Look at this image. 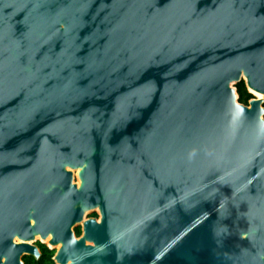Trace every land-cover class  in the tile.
<instances>
[{"label": "water", "instance_id": "water-1", "mask_svg": "<svg viewBox=\"0 0 264 264\" xmlns=\"http://www.w3.org/2000/svg\"><path fill=\"white\" fill-rule=\"evenodd\" d=\"M242 80L264 94V0H0V264L36 233L58 264H264Z\"/></svg>", "mask_w": 264, "mask_h": 264}, {"label": "trees", "instance_id": "trees-1", "mask_svg": "<svg viewBox=\"0 0 264 264\" xmlns=\"http://www.w3.org/2000/svg\"><path fill=\"white\" fill-rule=\"evenodd\" d=\"M236 90L238 93V99L240 103H243L245 105H249V102L251 99H253L255 96L253 93H251L247 87V84L244 80L237 83ZM76 234L79 236L81 234L80 228L76 229ZM42 249V255L39 259H36L33 256H26L24 258L26 264H56L54 260L55 256V249L49 248L46 244H41Z\"/></svg>", "mask_w": 264, "mask_h": 264}, {"label": "bare ground", "instance_id": "bare-ground-1", "mask_svg": "<svg viewBox=\"0 0 264 264\" xmlns=\"http://www.w3.org/2000/svg\"><path fill=\"white\" fill-rule=\"evenodd\" d=\"M251 92H253V94H255V97H256V98H264V94H262V93H259V92L255 91V90H251ZM67 169L73 171V169L70 168V167H67ZM80 170H81V169H77V171H74V176L78 178V181H75V183H76L79 187H80L81 184H82V180H81L80 175H79V174H80ZM96 209H99V207H96ZM89 210H91V209H85V215L88 213ZM87 218H88V217H86V218L84 217V220H86ZM101 218H102V217H101ZM101 218L98 219L99 222L101 221ZM33 222H34V221H33ZM38 236L41 237V238H43L39 233H36L34 239H32V240H35ZM52 237H53V235L50 234L49 236H47L46 238H43V239L48 240L49 245L53 247V245L51 244ZM32 240H29V241H32ZM87 243L90 244L91 242H90V241H87ZM55 246H56L57 248L60 249V248L62 247V243H59V244H57V245H55Z\"/></svg>", "mask_w": 264, "mask_h": 264}, {"label": "flooded vegetation", "instance_id": "flooded-vegetation-1", "mask_svg": "<svg viewBox=\"0 0 264 264\" xmlns=\"http://www.w3.org/2000/svg\"><path fill=\"white\" fill-rule=\"evenodd\" d=\"M96 210V209H95ZM94 210V211H95ZM98 220V219H97ZM82 228H80L79 226H78V228H80V230H81V234L79 235V236H82L83 235V225H80ZM75 234H76V231H75ZM76 236H78L77 234H76ZM13 241H14V243H16V244H19V243H22L24 240L23 239H21V238H19V237H14V239H13ZM27 242H29V243H33L34 245H36L38 248H39V250H40V252H41V255H42V249H41V244H48L49 245V243H48V240H46V239H43V238H41V237H37L35 240H32V241H27ZM47 245V246H48ZM50 246V245H49ZM56 247V246H55ZM51 249H55V248H52L51 247ZM56 251V250H55ZM56 254H57V251H56V253H55V256H54V260H55V257H56ZM26 256H33V257H35L34 255H29V254H27V255H24L23 256V261H24V263L26 264V262H25V260H24V258L26 257ZM41 257V256H40ZM36 258V257H35ZM36 259H39V258H36ZM55 262H56V264H57V261L55 260Z\"/></svg>", "mask_w": 264, "mask_h": 264}, {"label": "rangeland", "instance_id": "rangeland-1", "mask_svg": "<svg viewBox=\"0 0 264 264\" xmlns=\"http://www.w3.org/2000/svg\"><path fill=\"white\" fill-rule=\"evenodd\" d=\"M235 85H236V84L233 83V87L236 88ZM74 171H77V169H73V173H74ZM75 181H78V178L74 176V182H75ZM86 217H88V218L100 219V218H101V211H100V209H96L95 211L91 209V210H89L88 213L85 215V218H86ZM79 227L82 228L81 226H79ZM77 228H78V227L75 228V231H76ZM77 237L80 238L81 236H77ZM47 245H48V244H47ZM48 247L51 248L52 246H49V245H48ZM52 248H55L56 251L59 250V248L55 247L54 245H53ZM57 264H58V263H57Z\"/></svg>", "mask_w": 264, "mask_h": 264}]
</instances>
